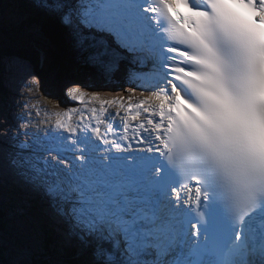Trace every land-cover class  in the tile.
<instances>
[{
    "label": "snow or ice",
    "instance_id": "6c2138e0",
    "mask_svg": "<svg viewBox=\"0 0 264 264\" xmlns=\"http://www.w3.org/2000/svg\"><path fill=\"white\" fill-rule=\"evenodd\" d=\"M13 8L0 9V32L25 19L53 23L72 53L54 79L72 100L88 96L100 107L54 113L43 137L13 136L4 117L0 186L39 195L62 228L56 253L34 234L25 242L0 230V264H264V0H20ZM48 62L44 50L35 64L5 58L0 75L35 81ZM80 75L117 84L107 88L117 97L70 86Z\"/></svg>",
    "mask_w": 264,
    "mask_h": 264
},
{
    "label": "rangeland",
    "instance_id": "374dc122",
    "mask_svg": "<svg viewBox=\"0 0 264 264\" xmlns=\"http://www.w3.org/2000/svg\"><path fill=\"white\" fill-rule=\"evenodd\" d=\"M0 2L3 5V6L0 5V9L11 14L14 11L13 6L15 4L19 3L20 0H6V4L3 1H0ZM37 24L39 25V28H40L39 32H37L33 29V25H37ZM9 28H13V30H10ZM47 28H48V23H43L40 20H35V19H25V20H22L18 23H12L8 26V28L5 31L0 32L1 33L0 34V46L4 47L5 49H8V51L15 53V55L12 57H18L19 56V57L27 58V57L31 56V57L36 58V54L38 51H40V50L45 51V48H47L46 46L42 45L43 43H42L41 37L39 38V34L45 36L43 33V30L46 31ZM3 33H5L6 35L4 36ZM16 43L21 44V46H22L23 55H21V56L19 53V48L17 49L15 46ZM48 43H49V41H48ZM49 45H50V43H49ZM63 50L67 51L68 50L67 46H63ZM49 52H52V54L57 55V56L59 55L58 57L60 59H62L63 61L64 60H71V58L63 57V54H61L58 49H53V50L50 49ZM49 69L50 68H48L47 70H49ZM40 70H42V69H40ZM50 70L53 72V74H58L53 69H50ZM46 71L42 70V72H39V70H38V72L40 73V77H39V79L34 81L35 85H37V90H38L39 95L36 96L35 99H33L32 97H28V98L35 100V102L34 101L30 102L31 105L29 106V109L32 110V113L35 112V109H36V112L38 113V115H36V116H39V114L41 115L39 122H41L44 119V120H46V122H45L46 126L51 127V123L54 122V118L52 120L50 118H47L50 114H48L45 117L42 116V109L40 108V105H37L38 103L40 104L42 101L36 100V99H38V98L47 99L50 101V103L48 101V104L53 105L52 104L53 97H55L56 99L58 98L59 100H63L64 99L63 97L65 95L66 96H68V95H67V89L60 86V83H63V81H61L60 83H57L56 80L54 79V76H52L50 74L48 75V72H46ZM5 76L6 77L4 79V85H5V88H7L8 90L9 89L11 90V84L13 82L20 84V82L17 81V80H19V78H15L14 76H11V75H5ZM74 79H75V83L70 84V86H72V87H79V85H82V83L80 82L81 79H84L87 81L92 80L91 78L87 77L86 75H84L82 78L78 76V77H75ZM41 80L43 81L42 84L40 83ZM92 81H93L94 87L96 86V88H94V89L100 90V91L101 90L108 91L107 88H111V87H113V85H115L114 83L109 84V85L108 84L102 85L99 81H94V80H92ZM38 85H39V88H38ZM31 87H32V89L36 88V86L35 87L31 86ZM86 89H88V88H86ZM92 89L93 88H91V90ZM29 94H30V92H29ZM9 96H10V99L13 101L12 95H9ZM60 98H62V99H60ZM1 100L2 99L0 96V104H2V105H0V119H2L3 122H5L4 117H7L8 114H7V112L5 113L3 111L5 109V107H4L5 105H4V102ZM12 101H11V103H12ZM20 103L23 104L22 102H20ZM5 104H6V102H5ZM6 107H7V104H6ZM55 108L57 110V107H55ZM15 113H20V112H18V110H15V112L14 111L12 112V114L16 115ZM54 113H55V111L52 112V115H54ZM25 115H27V114H25ZM83 115H85V114H83ZM79 117L81 119V116H79ZM79 117L75 118V121H78L77 119ZM43 126L44 125H40V128H42ZM22 127H23V124H22ZM23 129H25V127ZM0 133H2V131H0ZM4 190L5 191H1L2 195L0 196V199L5 197V199H8V200L4 201V203H2L0 205L1 206L0 212H4L6 214V217H5V219L0 220V222L2 223L3 220L5 221L6 226L8 228H10L9 234L12 235L14 239L24 240L25 242H28L29 236L34 234L36 241L40 244V246L44 252L46 251V250H44V247H46L48 245L47 246L48 251L46 253H56L58 251L59 232L56 229V227L53 228V225L51 224L52 220L50 218H47L44 215V213H42V215H41L38 210H36V213L31 210L32 212L30 213V215H28V210H27L28 208H26V212L24 209H21L22 206L28 205V202L23 200V202H22L24 204L23 205L15 197H11V195L14 194L15 192L10 187H6V188H4ZM21 198L23 199V197H21ZM18 203L20 204V207L18 206ZM14 204H15V206L12 207ZM39 204H40V202H39ZM40 208H42L41 205H40ZM13 210H14V213H12ZM12 214H14V216ZM37 216H38V218H37ZM21 224H24L27 227L21 228L20 227ZM40 225L46 226V232L51 233L50 240L54 243V244L52 243V245H54L53 249H52L51 245L49 244L50 243L49 240H47L48 235H46L45 230L43 232L45 234L40 236V234L42 233V232H40ZM14 229L15 230L19 229V231H14ZM25 232H27L29 235L26 236Z\"/></svg>",
    "mask_w": 264,
    "mask_h": 264
},
{
    "label": "bare ground",
    "instance_id": "6f19581e",
    "mask_svg": "<svg viewBox=\"0 0 264 264\" xmlns=\"http://www.w3.org/2000/svg\"><path fill=\"white\" fill-rule=\"evenodd\" d=\"M0 5H2L1 2H0ZM46 22L47 23H51V22H48V21H46ZM51 29L58 35V36L56 35L57 36L56 39H55L56 42H58V40H59V42L56 43V42L52 41V39L50 37L49 38L51 39V41L49 39H47L49 41V43L52 45L53 49H57V47H58V49L60 50V53L63 54V57L71 58L72 57V53H71V50H70L67 42L62 38V36L60 35L58 29L56 28V26L53 23H51ZM52 34H54V33H52ZM41 39L43 40V38H41ZM63 46H67L68 50L67 51H64L63 50ZM45 52H46V50H45ZM65 62L68 64V61L65 60ZM18 75H15L14 77L15 78H19V80H17V81H19L20 84L13 82L11 84V90L10 89L8 90L7 88H5L4 81H3V84H2L3 86H2V90H1V92H2L1 93L2 94L1 95V99H2L1 101L4 102L5 109L3 108L4 109L3 111L5 113H6V104H5L6 100L8 101V99H10V96L9 95H12V98H13V101L11 100L13 103H10L7 106V113H9L8 114V120H9V122L12 125L9 124V123L8 124L13 129L12 135L15 136L16 135V129H19L20 132L28 131L30 133L36 134V135H38L40 137H43L45 135V132L46 131L51 130V127L46 126V123H45L46 120H44V119L41 122H39V120L34 116V115H38V113L36 112V109H35V112H33V113H32V110L29 109V106L31 105L30 102L31 101H34L35 102V100H33V99H35L36 96L39 95L38 90H37V85H35L34 80L31 77H28L27 79H23V77H24L25 74L22 71ZM22 83L31 85L33 87L36 86V88L33 89L30 92V94H29V92L25 91L24 89H22L20 87V85ZM92 88H94V87H92ZM82 91L87 92V93H92L95 90L92 91L91 89L88 88V89H85V90H82ZM97 91H99V94L101 95V97L103 99H111L113 97H117V92H111V91H106V90H101V91L100 90H97ZM119 95L120 96H123V97H127L126 93H123V92H120ZM28 97H32L33 99L28 98ZM60 99H62V98H60ZM36 100H41L42 101L40 104L37 102L38 103L37 105H40V108L42 109V116L43 117L47 116L48 115V111H44V109H45L46 103H48L49 100L44 99V98L43 99L42 98H38ZM21 101H23L24 104H21L20 103ZM123 102L125 103V105H127L129 103V102H126V99H124ZM49 103H50V101H49ZM52 104L53 105L54 104H58L59 105L57 107V110L54 107L55 108V110H54L55 113L56 112L65 111V110L70 109V108H75V109L81 110L83 112V114H85V116H90L92 114L91 111H90L92 108H96L97 111H98L99 110V107H100V105H99L98 102H91V103H89L88 102V96L85 97V102L84 103H80V102H77V101H75V102H68V100H65V99L59 100L58 98L56 99L55 97H53ZM0 105H2V104H0ZM25 105H27V106H25ZM53 105L50 104L51 107H53ZM112 108L114 109V107H112ZM13 110H18V112H21V110H23L22 113H19L18 117H22L24 121H29V123H23L22 122L24 124L25 129H23L24 127H22V124H21V122L19 120H18V122H16V115L10 113V111H13ZM110 110H111V108H108V112ZM25 114H27V115H25ZM121 115H123V113H121ZM79 116H81V115L78 112V114L76 115L75 118H77ZM77 120L79 121L80 120V117ZM78 121H76V122H78ZM121 122L122 121H121L120 117L117 116L116 117V125H119ZM4 124H5V122H3L2 119H0V126H3ZM40 125H44V126L42 128H40ZM3 135H4L3 132L0 133V136H3ZM21 139L22 140H25L27 138L22 136ZM133 141H134V139H133ZM101 147H103V145H101ZM7 187H10L15 192L19 193L18 196H16V194H12L11 197H15L17 200H19L21 202V204H23L22 203L23 200H25V201L28 202V205H24L23 204L24 206L21 207V209H24L25 212H26V208H28L27 210H29L31 208V203L32 202L37 201L36 199L41 200L40 201V205L42 207L41 209L43 210L42 213H44V215L47 218H50L52 220V223L51 224L53 225V228L56 227V229L58 230L59 235H60V231H61L62 226L59 225V224H57L53 220V217H52V214H51L50 209H48L47 204L40 198L39 195L33 194L31 192H28L26 189H24L20 185L13 184L11 182L8 184ZM3 188L4 187L0 186V190H2ZM21 197H23V199ZM6 200H8V199H5V197L2 198L1 199V203H4V201H6ZM14 206H15V204L12 207H14ZM18 206L20 207V204L19 203H18ZM12 213H14V210H13ZM12 215L14 216V214H12ZM44 230H45L46 235H48L47 240H49V242H50L49 244L51 245L53 243L50 240L51 233L46 232V226L40 225V232H42L40 234V236L45 234V233H43Z\"/></svg>",
    "mask_w": 264,
    "mask_h": 264
},
{
    "label": "trees",
    "instance_id": "16d2710c",
    "mask_svg": "<svg viewBox=\"0 0 264 264\" xmlns=\"http://www.w3.org/2000/svg\"><path fill=\"white\" fill-rule=\"evenodd\" d=\"M41 22H43V23H47L46 21H41ZM49 24V26H48V28L46 29V31H45V33H44V35L45 36H43V35H41V34H39V38L41 37V38H43V40H42V45L43 46H46L47 48H45V50H46V54H47V56H48V64L46 65V66H44V67H42L43 69L42 70H44V71H46L48 68H50V69H53L56 73H60L61 72V70H62V68L65 66V65H67V63L65 62V60L63 61L62 59H60L57 55H54V54H52V52H49L50 51V49L51 50H53V47H52V45L50 44V46H49V44H48V41L46 40V39H49L50 41H51V39H52V41H54V42H56V37L58 36L52 29H51V23H48ZM10 30H13V28H9ZM52 33H54V34H52ZM1 34V33H0ZM4 34V36L6 35L5 33H3ZM57 35V36H56ZM51 39H50V38ZM37 42V41H36ZM58 42H59V40H58ZM58 42H56V43H58ZM38 43V42H37ZM16 48L18 49L19 48V53H20V56L21 55H23V50H22V46H21V44H18V43H16ZM57 49H58V47H57ZM59 50V49H58ZM59 52H60V50H59ZM15 55V53H13V52H11V51H8V49H5L4 47H2V46H0V61H3L5 58H12V56H14ZM19 57V56H18ZM28 59H31L32 61H33V63L35 64V60H36V58L35 57H31V56H29V57H27ZM47 68V69H46ZM36 71H38L39 70V72H42V70H40V68L38 67V65L36 66V69H35ZM84 75H80L79 77H83ZM1 78V77H0ZM82 81H84V82H88L87 80H84V79H81ZM0 85H1V80H0ZM1 87H0V92H1ZM0 209H1V207H0ZM4 216H5V213L4 212H0V220H2V219H5L4 218ZM7 226L5 227V221L3 220V222L1 223L0 222V230H4V229H6L7 230ZM8 231V230H7ZM8 232H10V229H9V231ZM51 247L53 248V245L51 244ZM44 250H46L45 251V253L48 251V247L46 246V247H44Z\"/></svg>",
    "mask_w": 264,
    "mask_h": 264
},
{
    "label": "water",
    "instance_id": "95a60500",
    "mask_svg": "<svg viewBox=\"0 0 264 264\" xmlns=\"http://www.w3.org/2000/svg\"><path fill=\"white\" fill-rule=\"evenodd\" d=\"M38 67L40 68V69H43L42 67H40L39 65H38ZM46 72H48V75L50 74V75H52V76H56V75H58V74H53V72L49 69V70H47Z\"/></svg>",
    "mask_w": 264,
    "mask_h": 264
}]
</instances>
